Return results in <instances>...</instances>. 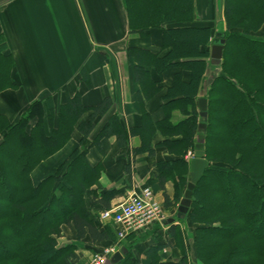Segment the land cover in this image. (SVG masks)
Returning a JSON list of instances; mask_svg holds the SVG:
<instances>
[{
  "label": "trees",
  "instance_id": "1",
  "mask_svg": "<svg viewBox=\"0 0 264 264\" xmlns=\"http://www.w3.org/2000/svg\"><path fill=\"white\" fill-rule=\"evenodd\" d=\"M123 1L131 32L146 36L153 28L162 31L157 50L127 49L135 61L139 99L153 97L162 88L164 73L178 68L163 96L165 115L155 122L145 111L140 125L125 127L118 114H111L110 96L85 105L79 92L58 105L51 96L37 99L16 122L0 114V264H79L80 241L112 243L115 226L100 222L99 211L110 207L123 191L105 189L99 201L87 203L86 194L100 185L101 175V168L89 161V149L114 135L120 146L153 154L158 131L166 137L161 146L177 157L159 163V182L164 189L169 177H178L174 199L179 203L189 181L185 155L196 146L197 134L205 135L207 166L182 218L196 225V260L264 264V0H223V31L194 22V0ZM216 38L225 40L221 63L215 65L220 72L201 96ZM3 49L1 44L0 91L14 84L12 56ZM200 97L208 100L206 119L198 109ZM175 109L184 116L176 123L172 121ZM102 118L106 120L101 126ZM199 120L206 122V129L198 133ZM76 132L81 137L69 157L35 182L33 171L62 150ZM134 135L141 139L135 149L129 147ZM164 195L168 207L171 202ZM62 225L71 228L73 235L65 245L57 241ZM169 234L182 242L174 224ZM134 235L124 240L128 252L116 264H188L187 253L176 262L161 261L160 251L168 244L161 241L146 248V260L139 263L133 252Z\"/></svg>",
  "mask_w": 264,
  "mask_h": 264
},
{
  "label": "crops",
  "instance_id": "2",
  "mask_svg": "<svg viewBox=\"0 0 264 264\" xmlns=\"http://www.w3.org/2000/svg\"><path fill=\"white\" fill-rule=\"evenodd\" d=\"M223 11V0H194V22L211 24L216 31L226 29ZM161 32L157 28L146 36L131 32L123 0H0V45L4 44L3 53L12 56L14 83L0 91V114L16 122L25 108L37 99L51 96L58 105L67 95L79 92L85 105H95L110 96L113 100L111 114H118L125 127L140 125L145 111L153 121L161 120L167 108L163 96L178 68L168 69L162 77L161 90L141 101L140 84L134 76L135 61L127 54L130 46L157 50L162 43ZM217 70L209 60L203 85L211 83ZM189 78V72H184V79ZM201 90L199 95H202ZM183 118L179 109L173 110L175 123ZM105 120L102 118L99 124L102 126ZM80 137L76 132L62 150L43 161L32 173L35 182L53 173L72 153ZM165 138L160 131L155 134L153 154L120 146L114 135L102 138L100 147L91 146L89 161L101 168V175L100 185L91 187L86 201L96 203L105 189H122L123 192L111 200L114 204L133 189L149 186L164 206L166 218L134 235L133 252L137 260L143 263L146 248L161 241L168 243L160 251L161 261L176 262L187 253L188 264H194L192 242L183 238L185 228L193 230L194 224L177 217L179 202L174 199V181L178 177H169L164 189L159 182V163L177 158L161 146ZM140 145L139 135L130 137L129 147L135 149ZM164 193L171 202L168 207ZM94 194L97 197L93 199ZM101 205L96 204L99 208ZM172 216L175 217L173 222L170 221ZM171 224L177 227L181 243L169 234ZM85 242L84 246L79 243L77 252L85 254L87 261L91 252L112 244Z\"/></svg>",
  "mask_w": 264,
  "mask_h": 264
},
{
  "label": "built area",
  "instance_id": "3",
  "mask_svg": "<svg viewBox=\"0 0 264 264\" xmlns=\"http://www.w3.org/2000/svg\"><path fill=\"white\" fill-rule=\"evenodd\" d=\"M164 218V208L149 186L133 189L121 201L102 209L99 213L100 221L114 223L118 241L131 233L147 229ZM118 248L117 243L106 246L101 252L93 255L90 264H106Z\"/></svg>",
  "mask_w": 264,
  "mask_h": 264
},
{
  "label": "water",
  "instance_id": "4",
  "mask_svg": "<svg viewBox=\"0 0 264 264\" xmlns=\"http://www.w3.org/2000/svg\"><path fill=\"white\" fill-rule=\"evenodd\" d=\"M224 42L225 40L222 38H216L214 43L211 47V57L210 62L214 65H219L222 60L223 56V49H224ZM198 107L200 110V115L204 119L208 116V100L205 97H200L198 99ZM200 129H205L206 124L200 123ZM207 166V159L205 158V135L203 133H199L197 135V143L195 146V155L191 159L189 163V181L187 184V188L184 191V195L180 200L178 206V213L177 216L183 218L186 213L188 212L191 203H192V194L195 188L196 183L201 178L204 173V170ZM174 218H171L170 221H173ZM128 249L126 246H122L121 249L115 252L109 259L107 264H116L120 261L125 254H127Z\"/></svg>",
  "mask_w": 264,
  "mask_h": 264
},
{
  "label": "rangeland",
  "instance_id": "5",
  "mask_svg": "<svg viewBox=\"0 0 264 264\" xmlns=\"http://www.w3.org/2000/svg\"><path fill=\"white\" fill-rule=\"evenodd\" d=\"M217 72H220V68H218V70H217ZM206 90H207V85H205L203 88H202V94H204L205 92H206ZM173 121V120H172ZM174 122V121H173ZM200 123H205L206 124V122L204 121L203 122V120H199V124ZM206 129V128H205ZM204 129V130H205ZM199 132H201V129L200 128H198V133ZM195 148V147H194ZM194 148H189L188 149V152L186 153V155H187V158H186V160L189 162V160L194 156ZM3 154H6V153H4L3 152ZM6 195V194H5ZM195 227H196V225L194 224L193 225V230H191V229H189V228H185V230H187V231H183L184 232V234H183V238H185V240L188 242V241H191L192 242V249H193V243H194V240H193V238H194V232H195ZM62 231H61V234L60 235H58L57 236V241H58V243H59V245H65V244H67V243H70V241H72V239H73V235H72V233L70 232V229L68 228V226H66V225H62ZM84 243H86L85 242V240L84 241H80V244L81 245H86V244H84ZM79 248H80V245H79ZM78 251V250H77ZM96 252H101V249H98V250H94L93 252H91V257H90V259L87 261L86 259H87V257L85 258V254H82L81 253V251L79 250V252H76L77 253V255L79 256V259H78V261H79V264L80 263H83V264H90L91 263V260H92V257H93V254H95ZM194 253H195V251L193 250V263L194 264H200L197 260H196V257H194L195 255H194ZM191 259H192V257H191ZM85 260L87 261L86 263H85Z\"/></svg>",
  "mask_w": 264,
  "mask_h": 264
}]
</instances>
